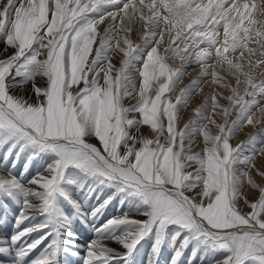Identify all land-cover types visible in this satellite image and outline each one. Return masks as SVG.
Here are the masks:
<instances>
[{
  "label": "snow or ice",
  "instance_id": "1",
  "mask_svg": "<svg viewBox=\"0 0 264 264\" xmlns=\"http://www.w3.org/2000/svg\"><path fill=\"white\" fill-rule=\"evenodd\" d=\"M103 8L111 10L92 17ZM0 35L7 53L0 58V138L59 157L26 185L0 172V194L23 199L17 223L33 210L53 217L58 197L75 207L78 201L60 188L74 167L119 183L148 206L147 222H109L141 226L121 240L126 252L117 257L90 241L83 264L127 260L149 223L160 230L175 224L213 241L229 252L217 264H264V142L258 132L233 142L245 126L264 125V0H0ZM142 45L147 51L133 70ZM193 65L199 78L177 93ZM25 77L31 95L18 94ZM202 83L212 91L194 113L205 105L210 112L193 137L187 132L193 119L179 126L180 112L203 95ZM246 144L254 148L247 154ZM47 227L24 228L11 245ZM56 254L33 264H54Z\"/></svg>",
  "mask_w": 264,
  "mask_h": 264
},
{
  "label": "rangeland",
  "instance_id": "2",
  "mask_svg": "<svg viewBox=\"0 0 264 264\" xmlns=\"http://www.w3.org/2000/svg\"><path fill=\"white\" fill-rule=\"evenodd\" d=\"M95 15V13L92 14V17ZM4 48V36L0 35V58H4V56L7 55V53H4L2 50ZM133 70L136 69V67L132 68ZM25 84L24 88L26 86H31V81L25 77ZM39 82V80H37ZM42 81H40L37 84H41ZM24 91V89H23ZM23 92H18V94H21ZM179 93V91H177ZM26 95L29 94L25 93ZM128 104L134 103V101H127ZM222 103V102H221ZM183 108V105L180 106ZM186 111L185 109H182L180 112V119L179 120V126H183V124L188 123L189 120H192V123L189 125V128L187 130L188 134L195 137L198 135L199 130L203 127V123L198 119V116H195V113L190 114L189 113L186 115L184 112ZM184 115V116H183ZM235 118V117H233ZM184 119V120H183ZM197 120V121H196ZM199 120V121H198ZM134 129H136V126H133L132 128L128 129V132L130 135H133ZM253 132H258V140H263L264 139V125H261L258 130H252L251 133ZM250 134V133H249ZM249 134H245L244 137H242V140H247L249 137ZM199 139L195 141L197 145ZM200 142V141H199ZM240 142V141H239ZM23 141H20L19 143L16 144L15 147H12L13 140L9 139L7 142H5L4 138H0V157L3 155H20L21 157L29 155V157L33 156L37 158V164L40 167V171H37L39 167L36 169L34 173H30L25 175L23 178H18L20 182L23 184L25 181H27L31 175V180L43 175H46V172H42L41 175H37L41 173L42 168L43 170L47 171L50 165L54 164L59 157L56 155V153L48 150H43L39 149L34 146H28L26 147L23 151H21V145L23 144ZM195 150H199L197 147ZM245 154L248 153V151H243ZM8 153V154H6ZM3 154V155H2ZM2 155V156H1ZM32 157V158H33ZM47 158V159H46ZM35 166V165H34ZM45 167V168H44ZM16 172V170H15ZM18 172V171H17ZM13 173V172H12ZM16 174V173H14ZM36 174V175H35ZM13 175V174H11ZM42 175V176H43ZM15 176V175H13ZM16 177V176H15ZM30 180V181H31ZM60 188L63 191L68 192L75 200L81 199L82 197H93L95 193H87L88 190H94V188H97V190L100 189V193L96 195H100L103 198H109V197H114L113 200H118L116 196H119L123 198L125 201H127L128 205L125 206L124 210L131 213L132 209L134 208L133 204H131L127 198L131 199L133 202L136 204H140L139 206L141 207L140 212H132L131 214H127L125 216H120V219L123 218H128L129 221H135L137 219L142 220V221H148L149 217L146 215L148 212V206L143 203L141 198L132 192H130L127 189H124L119 183L113 182V183H108V182H102V178L98 176H94L91 173L82 171L80 169H76L74 167H69L68 169L65 170L64 172V179L60 183ZM248 196H251L250 194L246 193ZM243 203V202H241ZM240 203V207L243 209L245 206H242ZM63 205V206H62ZM244 205V204H243ZM21 207H23V199L21 197L20 193H16L10 197L4 196L3 194H0V228L3 230H6L8 233H10L6 228H5V223L8 220V216L14 215L16 212H21ZM66 207H71L72 211L74 210V207L72 204L68 203L65 201L63 198L58 197L56 200L55 204V214L53 217L46 218L44 216H41V221L44 223H47L49 227L47 229L54 230L56 226V221L61 220L63 224L62 229H57L55 232L52 231V236L53 238L56 239H62L64 238L67 234H71L70 228H67L68 225V220L67 216L65 217V214L62 209ZM80 213V214H79ZM77 215H81V211L78 210L76 212ZM135 214V215H134ZM62 215V216H61ZM132 215V217H131ZM61 216V217H60ZM53 220V221H52ZM55 223V225H54ZM21 223H18L17 226H19ZM125 224V225H124ZM120 224L123 226H127L123 229L122 234L118 235V241L119 243L121 240H123L124 237L129 236L130 233H137L140 231L141 226L137 223L129 222V223H124ZM129 224V225H128ZM79 226H82L79 224ZM118 226V225H117ZM46 229V228H45ZM87 231V230H85ZM77 234H79L80 230H76ZM75 232L72 231V236L74 237H69L72 239V241L75 242V244H79L77 249L78 250H72L71 253H76L75 251L79 253H83L81 250V245H85L86 242H90L89 238L81 237V239L85 238L84 240H81ZM3 233L0 232V235ZM56 234V235H55ZM40 235V236H39ZM34 238V240L39 239L42 237L41 234H39ZM84 235V234H83ZM3 236V235H2ZM7 236V235H6ZM67 237V236H66ZM89 237V236H88ZM68 238V237H67ZM88 239V240H86ZM66 241V240H64ZM159 241V243H157ZM32 242V240H31ZM190 244V245H189ZM161 246L160 248L167 249L168 250V256L165 259H161L162 262H158L157 264H171V263H176L179 262L180 264H197L196 258L198 256L202 257L203 253H208L210 250L215 252L217 258L212 261V264H217L218 261H222L227 255H229V252L226 250L220 249L213 241L207 240L205 237L187 230V229H181L180 226L175 225V224H169L166 226L165 229L160 230L158 228L152 227V225L149 223L147 230L144 232L143 238L140 239L139 243L137 244L135 250L132 252V254L125 260L124 264H153V260L156 258L158 254V250L156 251L157 246ZM13 251H8L6 250L2 254H4L5 257H8L10 253L13 252V255L17 256L16 254L19 252V247L16 245L12 246ZM50 247L46 246L43 247V249H40V252L37 255H34L32 259H29L27 262L20 261L17 259L18 257L13 258L14 260L8 261L4 259L5 263L9 264H33V262L36 258L39 259L43 256L49 255V249ZM14 249H17L14 250ZM39 251V250H38ZM48 251V253L46 252ZM7 255V256H6ZM132 255H135L132 257ZM209 257V256H208ZM136 258V259H135ZM220 258V259H219ZM135 259V260H133ZM218 259V260H217ZM0 260L2 258L0 257ZM33 260V261H32ZM129 260H132L133 263H129ZM23 262V263H22ZM246 264H253V261L249 260L246 262Z\"/></svg>",
  "mask_w": 264,
  "mask_h": 264
},
{
  "label": "bare ground",
  "instance_id": "3",
  "mask_svg": "<svg viewBox=\"0 0 264 264\" xmlns=\"http://www.w3.org/2000/svg\"><path fill=\"white\" fill-rule=\"evenodd\" d=\"M110 10H111L110 8H103L101 10V12L95 13V15L93 17H95L99 14H102L103 11H110ZM132 38L134 41L139 42V34L138 33L134 34ZM147 48H148V45H142L133 54V57L131 60V67L132 68H134V67H136V69L139 68V66L142 63L143 57L147 51ZM112 58H113L114 62L118 59V57H116L115 55H113ZM175 66L176 67L180 66L178 61H177ZM187 72H188V75H186L183 78L182 83L177 88V91H179V88L189 86L193 80L199 78L201 70L198 67H195L193 65V66L188 67ZM206 79H207V77H202L201 81L203 82ZM39 82H40V80H39ZM39 82L36 81V83H39ZM202 87H203V95H200V94L194 95L191 98L190 103H189L188 107L186 108V111L184 112V114L187 115L189 113V116H190V114L194 113V109L203 103L204 95H208L212 91V87H210L208 83H202ZM30 89H31V86H26L24 88L23 93H21V94H25V93L29 92L28 95H31L32 93H31ZM129 101H131V100H129ZM221 102L224 103V101H221ZM209 112H210L209 106L205 105L202 108L201 113L198 115V119L203 123V126L207 123V117L209 115ZM180 119H182V118H180ZM216 119H219V117H216ZM252 130H258V129H253L251 127L245 126L243 129H241L236 134L233 142L238 143L239 141H246V140H242L243 139L242 137H244L245 134L251 133ZM135 131H136V129H134V131H132L133 135L135 134ZM213 131H214V129H213ZM199 141H198V144L200 143ZM258 142H264V139L258 140ZM246 150L248 152L253 151L254 150L253 145L252 144H246L243 151H246ZM6 154H8V153H6ZM32 157L31 156L29 157V155L21 157L20 155H15V154L3 155L2 157H0V172H4L6 174L7 173L13 174L19 179L23 178L27 174L34 173L39 166L37 164L36 155H35V157H33V158ZM15 170H16V172H15ZM37 171H40V167ZM42 172L47 173V171L43 170V168H42L41 173L37 172L38 173L37 175H41ZM14 173H16V174H14ZM21 173H23V175H21ZM31 177H32V175H31ZM31 177L27 181H25L23 184H25V185L28 184V182L31 180ZM244 191H245V193L253 195V190L251 188H246ZM87 193H90V194L95 193V194L93 195V197H90V198L82 197L81 199L76 200V201H78V203L74 207L75 211H72L71 207H66V208L62 209V211L65 210L63 213V214H65V217L67 216V220H68L67 228H70L71 234H72V231H74L75 232L74 234H76L79 238H80V236L81 237L83 236L85 238H89L90 241H92V242L98 241V242L106 245L110 252H114L115 256L120 257L127 250L122 247L121 242L119 243L118 235L122 234L123 229L127 226H123L120 224L109 225V222L112 220H120V218H119L120 216H125L129 213V212L124 210L125 206L128 205L127 201H125L123 198H121L119 196H116V197H118L117 198L118 200H113L114 197L103 198L100 195H96V194L100 193V189L97 190V188H94V190L90 189L87 191ZM30 199H32V198H30ZM127 199L134 206L131 213L135 212V211L140 212L142 210L141 207L139 206L140 204H136L135 202H133L129 198H127ZM241 205L244 206L243 203H241ZM97 209H98V211H96ZM78 210L81 211V213H82L81 215L76 214V212ZM93 213H95V214H93ZM131 213H129V214H131ZM18 216H20L19 211L15 213V216L14 215L8 216L9 218L5 223V228L10 233H8L6 230H3L2 228H0V232L3 233L2 235L4 237L8 238L6 241L0 240V247H5L8 251H11V250L13 251V248H12L13 245H11V239H10L13 235L22 231L24 228L34 227L35 225L44 223L43 221H41V216L35 215V210H33L32 217L27 219V220H24L19 226H17V224H18L17 223V217ZM131 217H132V215H131ZM63 224L64 223H62L61 220H57L54 230L44 228L40 231H33L30 235L23 237L20 241H18L15 244L17 247H19V251L25 249V247L28 244L33 243L35 241L34 238H36L37 235L41 234L42 237L47 236V238L44 239L42 241V243L36 249H34L32 252H30L27 257H19L17 259H19L20 261H23V262H27L29 259H32V257L34 255H37L40 252V249L41 248L43 249V247H45V245H46L47 247L48 246L50 247L49 248L50 249L49 255L53 251L57 252L56 256L54 257V264H83V256L85 255L86 245L88 244V242H86L85 245L80 244L82 247L81 250L83 251V253H79V252L75 251L76 253L72 254L71 253L72 250H78L79 251L80 249H77L79 244L73 245L72 239L69 238L72 236L71 234L66 235L68 238L66 236L62 239H59V240L56 238H53L54 235L52 236V231L55 232L56 228L62 229ZM79 224H81L82 226H79ZM54 225H55V223H54ZM77 229L80 230L79 234H77V232H76ZM85 230H87V231H85ZM2 235H0V236H2ZM85 238H83V239L80 238V239L84 240ZM125 238L126 237H124L123 239H125ZM31 240H32V242H31ZM64 240H66V241H64ZM86 240H88V239H86ZM9 245H10V248L8 247ZM160 247L161 246H159V245L156 247V251L158 250V254H157L156 258L152 261L153 264H157L159 261L162 262L161 259H165L168 256V250L160 248ZM14 250L17 251V249H14ZM46 253H48V251ZM134 256L135 255H132V257H134ZM0 257L2 258V260H4V259L7 260V258H8V261H11V260H14L13 258H15L17 256L13 255V252H12V253H10V255L8 257H5L4 254H0ZM216 258H217V256H216L215 252L210 250L208 253H203L202 257L198 256L196 258V262H197V264H212V261L215 260ZM135 259H133V260H135ZM33 260H36V258ZM124 263H125V260H123V259H118V260L112 261V264H124ZM129 263H133V261L129 260ZM5 264H9V263H5ZM171 264H180V263L176 262V263H171Z\"/></svg>",
  "mask_w": 264,
  "mask_h": 264
}]
</instances>
